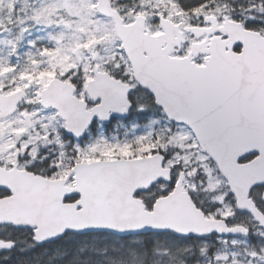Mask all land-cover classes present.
<instances>
[{
    "label": "snow or ice",
    "instance_id": "6c2138e0",
    "mask_svg": "<svg viewBox=\"0 0 264 264\" xmlns=\"http://www.w3.org/2000/svg\"><path fill=\"white\" fill-rule=\"evenodd\" d=\"M0 264H264V0H0Z\"/></svg>",
    "mask_w": 264,
    "mask_h": 264
}]
</instances>
